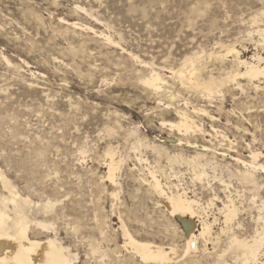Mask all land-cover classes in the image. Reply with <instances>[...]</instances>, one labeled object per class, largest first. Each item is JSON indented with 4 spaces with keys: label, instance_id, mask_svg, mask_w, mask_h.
Listing matches in <instances>:
<instances>
[{
    "label": "rangeland",
    "instance_id": "1",
    "mask_svg": "<svg viewBox=\"0 0 264 264\" xmlns=\"http://www.w3.org/2000/svg\"><path fill=\"white\" fill-rule=\"evenodd\" d=\"M263 7L264 0H0V167L17 187L33 183L41 191L33 195L36 202L54 200L49 221L64 245L78 254L76 264H148L125 247L123 224L137 239L174 246L181 264L213 263L228 245L227 233L220 231L225 217L218 207L223 204L208 205L213 187L221 199L229 194L241 204L244 212L233 225L238 234H264L258 215L264 217V173H259L258 187L230 175L241 168L234 158L248 159L252 149L263 154L264 162V91L244 80L245 92L225 88V98L211 102L168 71L198 51L220 50V42L233 44L248 59L257 52L264 56L257 33L259 24L264 28V17L257 24L252 20ZM62 18L91 25L97 34L68 27ZM102 32L115 43L104 40ZM228 58L227 67L234 55ZM204 60L220 74V62ZM153 62L166 68L164 92L140 79ZM186 103L218 118L195 115L209 132L214 133L212 125L221 132L198 135L194 141L219 152L206 151L218 163L207 160L205 170L209 180L218 175L228 187L219 181H211L213 186L206 179L201 182L200 167L169 162L143 145L134 148L130 131L139 126L141 137L163 144L171 154L190 158L201 151L164 142L177 133L162 121H175L176 110L185 109ZM111 145L117 160L124 158L116 172L120 186L108 180ZM152 171L166 192L180 185L189 196L197 195L212 220L213 213L219 217L214 229L220 237L218 249L208 245L212 256L202 240L197 252L185 256L183 224L142 179L152 181ZM0 191L5 192L1 183ZM196 220L201 224L200 217ZM223 259L234 264L236 255L228 251Z\"/></svg>",
    "mask_w": 264,
    "mask_h": 264
},
{
    "label": "bare ground",
    "instance_id": "2",
    "mask_svg": "<svg viewBox=\"0 0 264 264\" xmlns=\"http://www.w3.org/2000/svg\"><path fill=\"white\" fill-rule=\"evenodd\" d=\"M262 17H264V7L253 16L252 20L257 24ZM61 21L65 22V25L68 27H80L92 30L95 33L97 32L91 25H85L78 21H70L64 18H62ZM259 25L257 26V33L260 38L263 39V44L261 45H264V28ZM100 36L109 43H115L110 35H105L102 32ZM217 46L220 50L210 53H206L205 50H203L202 53L198 51L192 56L185 57L179 68L176 69L172 67L169 68L168 71L174 78L177 77L183 85H189L203 98L211 102H214L217 98L223 100L226 95L224 92L225 88L236 86V89L245 92V84L242 83L244 80H247L248 84L252 85L257 92L264 91V56L261 53L257 52L248 59L243 57L241 52L233 44L230 45L220 42ZM231 54L234 55V59L230 60L232 64L227 67L225 65H227L226 63L229 61L228 57H230ZM133 56L139 60L138 56ZM205 57L210 60L218 61L224 66H220L222 70L219 69L221 70L219 75L214 73V69H210L206 66L204 62V59H206ZM2 58L8 64L12 65V61L5 54H2ZM153 65L152 69L147 74L142 75L140 79L146 86L157 93L164 92L165 86L169 83L167 80L168 77H166L164 73L166 68L157 66L154 62ZM18 66L14 64L15 68H18ZM186 104L185 109L179 108L176 110L178 118L175 121H162L164 126H168L171 131H176L177 133V135H175L171 132L164 142L197 148V150L201 151H197V153L190 158H186L183 154H171L166 147L162 146L163 144L151 143L147 138L141 137L138 130L139 126L133 127L130 131V134L135 137L136 140L133 144L134 148L140 150L141 147L138 146L143 145L145 149L151 148L158 155L164 154L169 162H177L179 164L181 161L195 168L196 166L198 168L200 167V173H198V175L201 182H204L206 179L207 183L210 185H212L211 181H219L226 184V181L222 177H218V175L213 176V178L209 180L210 176H208L205 170L208 161L209 163H218V161H214L215 159L213 160V157L212 159L211 157L208 158L206 151H214V153L219 152L215 148L212 149L209 146L194 141L198 135L213 137L219 136L221 132L213 125L212 130L214 133L209 132L206 130L203 123L196 120L195 115L198 117L206 115L214 121H217L218 118L211 115L209 111L204 108L194 106L193 109H190L188 103ZM220 109L221 107H219V110ZM245 130L247 129L245 128ZM223 136L225 138L227 137L224 134ZM230 141L231 143L233 142L232 140ZM248 146L253 147L251 143H248ZM140 153L142 152L140 151ZM115 154V148L111 145L107 151V155L110 157L108 164V180L112 185L120 186L116 172L124 163V158L117 160ZM220 155H222V153H220ZM262 156L263 154L260 151L252 149L248 159L242 157L234 158L241 165V168H236V171H231L230 175L238 177L243 183L246 182L249 185H257L258 187L260 184L259 173H264V162L261 160ZM141 160H143L142 157L140 158V162ZM145 160L148 161L147 158ZM203 161L206 162L203 163ZM197 170H195V172ZM151 177L152 181H149L147 178L142 179L150 186L153 193L164 199L162 201V206H164L173 217L179 219L184 226L186 236L185 256L190 254L193 250L194 252L198 251V242L200 240L204 243L205 251L212 256V252L209 251L208 245L213 243L214 249H218L220 237L218 235L215 236L214 229L215 225L220 221L219 217L213 213L214 216L212 220L211 217L208 216V211H205V207L203 208V204L197 195H195V198L189 196L187 189H182L181 191L180 185H175L174 187L177 188V191L172 190L168 193L164 188L165 185L162 184L157 174L153 172L151 173ZM21 178L24 179V176ZM0 183L5 191H0V264H76L79 258L78 254L73 252L67 245H64L56 233L55 223L49 221V216L55 212L54 200L52 201L47 198V200L36 202L33 200V195H37L41 191L38 193L34 188V184L30 182L26 183L22 188L17 187L1 167ZM226 186L228 187L229 185L226 184ZM166 187L170 190L173 188L167 185ZM226 189L224 190L225 192ZM212 192L214 196L209 199L208 205L215 208V206H217L216 201L222 202L223 207H218V214L220 213V215L222 214L225 217V227H222L220 231L224 234L227 233L228 245L227 248L223 250V254L218 255L211 264H229L223 259L228 251L236 255V262L234 264H264V234L262 233V235L258 232L259 230L256 234L253 233L255 235L251 238L238 234L237 231L234 230L233 225L238 221L243 211V208L240 206L241 204H237V201L229 194L225 195V200L221 199L214 187L212 188ZM118 193L119 191L112 193V195L117 197ZM258 215L264 220L261 213ZM197 216L200 217L201 220V224L199 225L196 220ZM52 218L54 219V217ZM239 225H241L240 222ZM260 227H263L262 232H264V224ZM122 229L124 232L123 235L125 236V247H130L145 263L181 264V260H176L175 255L177 254V249L174 246L165 247L162 244L137 239L124 224L122 225ZM192 264L195 263L193 262Z\"/></svg>",
    "mask_w": 264,
    "mask_h": 264
}]
</instances>
